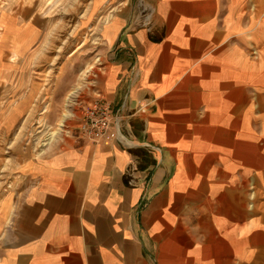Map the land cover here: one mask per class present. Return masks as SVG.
Listing matches in <instances>:
<instances>
[{"label":"crops","instance_id":"obj_1","mask_svg":"<svg viewBox=\"0 0 264 264\" xmlns=\"http://www.w3.org/2000/svg\"><path fill=\"white\" fill-rule=\"evenodd\" d=\"M97 1L100 145L33 123L45 18L0 11V264H264V0Z\"/></svg>","mask_w":264,"mask_h":264},{"label":"rangeland","instance_id":"obj_2","mask_svg":"<svg viewBox=\"0 0 264 264\" xmlns=\"http://www.w3.org/2000/svg\"><path fill=\"white\" fill-rule=\"evenodd\" d=\"M30 8L45 18L38 22H44L48 30L44 44L29 59L30 75L44 83L33 123L42 124L51 105V112L56 115L48 118L57 121L53 125L54 135L63 139L76 136L82 97L87 94L92 71L100 68L108 56L101 36V27L106 24L102 3L97 0H0V11L18 14L19 22H24L21 17ZM64 94L65 99H59ZM37 134L23 131L20 138L35 141Z\"/></svg>","mask_w":264,"mask_h":264},{"label":"built area","instance_id":"obj_3","mask_svg":"<svg viewBox=\"0 0 264 264\" xmlns=\"http://www.w3.org/2000/svg\"><path fill=\"white\" fill-rule=\"evenodd\" d=\"M114 119L111 106L105 100L97 98L82 108L77 136L92 145L111 143L114 140L112 134Z\"/></svg>","mask_w":264,"mask_h":264}]
</instances>
